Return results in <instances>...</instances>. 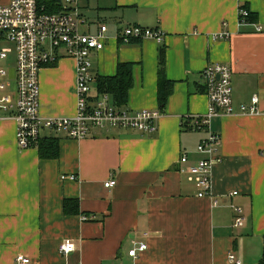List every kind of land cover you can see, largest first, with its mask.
I'll use <instances>...</instances> for the list:
<instances>
[{
    "label": "crops",
    "instance_id": "obj_1",
    "mask_svg": "<svg viewBox=\"0 0 264 264\" xmlns=\"http://www.w3.org/2000/svg\"><path fill=\"white\" fill-rule=\"evenodd\" d=\"M240 4L255 14V23L240 25ZM79 5L86 20L82 32L108 26L106 47L92 54L93 71L113 76L121 62L132 63L133 86L124 108L159 109L162 115L148 134L125 127H95L83 139L41 133L58 138L55 157H42L37 146L21 148L16 122L0 121V264H231L230 252L243 264H260L264 0H79ZM64 6L61 1L54 11ZM128 24L161 29L164 40L122 43L117 34ZM161 47L166 76L174 82L163 109ZM213 63L232 67L234 113L212 121L222 138V159L212 166V194L199 197L190 167L204 156L197 146L208 133L185 119L206 113L203 71ZM40 85L43 114L76 113L74 59L64 55L45 65ZM254 95L260 112L242 113L241 105L251 104ZM184 154L187 162L181 161ZM111 179L116 184L105 186ZM232 204L242 209L241 226H235ZM66 239L76 244L68 255L60 251ZM136 241L148 248L132 257L128 252ZM20 254L30 262H19Z\"/></svg>",
    "mask_w": 264,
    "mask_h": 264
},
{
    "label": "built area",
    "instance_id": "obj_2",
    "mask_svg": "<svg viewBox=\"0 0 264 264\" xmlns=\"http://www.w3.org/2000/svg\"><path fill=\"white\" fill-rule=\"evenodd\" d=\"M65 6L58 10L48 9L41 0L0 1V121L14 120L17 124V143L21 148H32L47 129L69 138L83 139L93 128L110 130L125 127L139 130L144 134L157 128L162 115L159 109L134 110L118 107L107 93L96 91L98 75L93 71L92 54L106 47L107 24H100L96 32H82L81 24L86 22L80 12L79 0H60ZM250 10L240 4V25L252 24L248 21ZM257 30L261 26L256 25ZM229 33H221L226 38ZM161 29H152L136 24H128L119 30L117 38L128 44L134 40L152 38L164 40ZM15 55L14 67L10 63ZM67 56L76 63V113L73 115H46L41 110L40 76L47 64H52L61 56ZM5 62V63H4ZM209 105L205 114L186 116L185 122L196 130L208 134L197 146L204 156L190 167V179L198 187V196L212 194V166L220 162L219 149L221 135L212 129V121L221 114H233V70L227 63L209 64L203 71ZM259 97L254 95L251 104L241 105L244 114H258ZM183 155L182 162H187ZM76 179L75 175L70 176ZM111 179L105 186H113ZM238 192H231L236 195ZM217 200L214 204H217ZM237 213L235 226L244 221L242 209L232 204ZM83 220L92 219L82 215ZM148 248L145 241L134 242L129 255L137 257ZM76 249L71 239L64 240L60 251L68 255ZM231 264H243L242 260L230 252ZM17 260L30 262V258L20 254Z\"/></svg>",
    "mask_w": 264,
    "mask_h": 264
},
{
    "label": "trees",
    "instance_id": "obj_3",
    "mask_svg": "<svg viewBox=\"0 0 264 264\" xmlns=\"http://www.w3.org/2000/svg\"><path fill=\"white\" fill-rule=\"evenodd\" d=\"M48 6V9L54 11L59 8L60 0H41ZM245 8L246 5L242 4ZM249 9V8H248ZM255 14L249 13L248 21L255 23ZM133 42V41H132ZM132 63L121 62L118 65L117 73L113 76L97 77V89L100 94H109L112 101L118 107H124L128 102L129 91L133 86ZM174 82L167 78L165 73V49L161 47L159 56L158 71V101L160 108L163 109L167 99L173 89ZM39 153L42 157H55L59 155V141L57 137H40L37 143ZM260 264H264V248L260 260Z\"/></svg>",
    "mask_w": 264,
    "mask_h": 264
},
{
    "label": "rangeland",
    "instance_id": "obj_4",
    "mask_svg": "<svg viewBox=\"0 0 264 264\" xmlns=\"http://www.w3.org/2000/svg\"><path fill=\"white\" fill-rule=\"evenodd\" d=\"M14 61H15V55L14 54H12L11 55V58H10V63L12 64V67H14ZM5 63V62H4ZM46 133H49V134H51V135H55V134H57V133H55V132H53V131H48V130H43L42 131V134H46Z\"/></svg>",
    "mask_w": 264,
    "mask_h": 264
}]
</instances>
